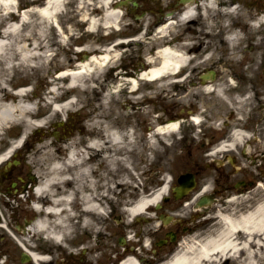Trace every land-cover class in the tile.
I'll use <instances>...</instances> for the list:
<instances>
[{
  "label": "bare ground",
  "instance_id": "bare-ground-1",
  "mask_svg": "<svg viewBox=\"0 0 264 264\" xmlns=\"http://www.w3.org/2000/svg\"><path fill=\"white\" fill-rule=\"evenodd\" d=\"M66 1L49 0L38 9L32 8L30 11L22 12L20 21L18 23H8L2 30L0 38V134L10 133L13 128L19 127V131L12 135L9 134L10 143L15 145L12 147V152L15 156L18 155V152H22V157L25 158L24 165L29 169H33L31 176L39 181L33 191L37 199L33 205V211L38 213L37 211L41 209V205H46L42 208L45 213H38L37 218L24 229L25 238L17 240V244L22 247H24L25 242L28 243L29 237L34 236L43 237L46 242L54 245L63 244L64 238L70 235L71 220L77 211L80 212V224L83 233L86 228L94 227L98 219H103L104 208L100 202L104 197V193L95 194L94 189L97 180L94 176L99 174L100 171L95 170L91 159L94 155L100 159H106L108 169L116 172L119 162L131 168L130 156L136 150L133 145V126L119 124L118 114L116 115V110L110 106V113L116 115L113 126L103 127V132L100 131L99 136L93 130L88 129L84 132V135H88L87 144L86 137L80 141L71 142L67 148L66 156L59 154L57 149L54 150L52 148L55 146L54 144L50 145L43 142V140H41L40 145H35L30 150L26 148L23 153L25 143H19L21 140L25 142L30 138L28 131L35 127L42 128L48 121L46 119L33 120L35 109L32 106V97L28 95L27 91L17 94L7 91L6 76L11 71L15 70L17 72L18 81H20L22 78H30V72L35 69L36 71L46 72L51 78L54 77L52 81H56L55 79L67 80L68 89L80 88L82 91H86L87 79L97 76V74L101 76V72L105 70L113 72L118 69L115 64L119 59V52L112 46L101 49V52L97 51L99 55L92 54L89 58L82 56L86 54V46L77 48L76 52L78 54L70 52L69 48L66 50L62 48L65 53L63 58L60 57L54 63L50 62L52 43L47 40L48 31L53 27L57 28L61 33V35L59 34L61 39L57 41L58 43H64L68 38V33L63 34L64 31L60 26V22L65 21L63 14L65 13ZM123 1L126 0H86V2L79 4L78 9L81 10V20H86L87 30L92 32V36H102L103 34L110 36L114 34L115 30L117 32L126 31L121 28V23L127 22L125 19L128 17L129 9L128 7L124 9L126 14L122 11L119 2ZM150 1L156 2L157 0ZM164 1L165 3L169 2V0ZM237 1L239 0H223L221 2L220 0H187L183 2L179 21L196 23L198 21L197 17H199L204 25L198 28L191 27V33L224 35L232 43L239 33L235 25L224 23V26L220 29L214 30L212 24L215 15L223 16L225 18L223 21L227 20L229 15L232 14L244 19L242 10L236 9L234 5ZM15 2L16 0H0V20L9 15V11L15 8ZM31 15L35 18H31ZM166 19L168 20L166 25L161 23L150 31H143V34H138V38L172 35L173 20L169 16ZM162 20L163 18H160L157 21L154 20V22L158 23ZM133 29L136 30L133 33L137 34L138 27ZM91 52L95 53L96 50ZM66 54L68 57H66ZM72 55L76 57H72ZM210 58L211 56L206 57V59ZM76 61L78 62L76 63ZM196 61L197 57L188 52L182 43L160 46L146 57L147 69L145 71H127L124 73L120 70L113 77L118 80L117 90L122 86H128L130 94H132L134 91L148 88V84H158L165 81L168 85H172L174 83L172 78L176 75L174 73L179 69L187 70L189 67H193ZM191 63L192 65H190ZM72 66H74L72 70L65 71L67 67ZM195 67L196 64L192 69L193 72ZM52 71H57L53 74L56 78L52 75ZM127 75L130 78L127 79ZM204 75H208V73ZM202 83L208 93H215L221 98H226L222 94V85H216L213 88L210 81L203 80ZM59 89L60 86L57 83L51 86V91L49 90L48 93L50 100L47 101L49 104L59 102ZM192 92L190 90L187 97ZM142 96L141 98L139 96L135 97L134 101L129 98L128 103L133 107L131 109H138L146 103L145 101L151 99L146 93ZM105 99L108 100L109 96L106 95ZM73 102V100H69L63 105L55 104L53 113L64 112L74 104ZM119 116L122 117L124 122L133 124L132 118L134 115L132 112L119 114ZM193 121L198 123L199 118L195 117ZM177 128L178 125L173 122L168 125H158L155 132L164 136L174 133ZM153 134L148 138L149 146L155 144ZM247 138L246 133L240 130H232L228 143L219 144L216 151L236 149ZM3 140L1 138L0 143ZM124 140L130 142L128 144L130 151L123 149ZM5 143H7V146H11V144L6 140L0 144V168L5 167L6 170L8 167H6L7 161L11 157L7 160L9 157L8 151H1L6 148ZM119 154H124V159L118 160L116 156ZM11 166L12 164H10V168ZM123 180L115 182L112 180V183L115 187H118L120 184L125 183ZM167 190L168 181L166 179L159 189L148 196H141L132 205L125 208L124 212L127 217L125 223L131 218L144 213L149 207L158 202ZM114 191L115 188H111L105 193L111 194ZM206 191H208V186H204L200 193ZM76 195L80 196L82 202H80L77 209L74 204ZM246 210L238 212V210L231 207L228 208V213L216 210L214 215L218 227L216 234L207 236L201 241L183 244L171 261L162 264H227L229 260L235 263L238 260L237 264H264V191L256 206ZM29 253L32 256V264H37L40 258L34 252ZM126 263L132 264L133 261L127 259Z\"/></svg>",
  "mask_w": 264,
  "mask_h": 264
},
{
  "label": "rangeland",
  "instance_id": "rangeland-1",
  "mask_svg": "<svg viewBox=\"0 0 264 264\" xmlns=\"http://www.w3.org/2000/svg\"><path fill=\"white\" fill-rule=\"evenodd\" d=\"M35 1V2H34ZM18 0V6H20L21 8L24 7V9H27V11H30L32 8L31 6V2L34 3H43V0ZM128 1V0H127ZM172 1L173 3L175 2V0H169ZM223 0H220V2ZM75 2V0H69V3L67 5V9L69 10V13L64 17L65 21H61L60 22V26H62V29L64 30V25H66L65 27L68 28V33L73 34V37H69V43L66 45L67 47H70V49L72 51H74L73 49L75 47L71 48V44L73 45V43H75L76 45H79V47H85L86 44L91 43L93 40H97L100 38H106V39H101V40H108L111 39L109 41V44L115 41V38L118 37V40H126V39H130V38H135L137 39L136 36H138V34H143V31H147V30H151L152 27L154 26V20L157 19V17L160 14H163L165 9H166V3L165 1L163 2V0H158L156 2H152L150 0L146 1V0H136L138 6L136 8H132L131 4L128 3L127 5H122L121 7L123 8V12L126 14L125 10L126 7H128V17H126V21L124 23H121L122 25V29H125L126 31L123 32H118L115 33L113 35L110 36H90L87 35L86 32L81 36V33H83L84 31V27L83 24L80 23V21L77 19L78 15L76 14L75 11L73 10V7L71 8L72 4ZM130 2V1H129ZM163 8L164 11L160 12L159 8ZM236 9L241 8L244 12L245 15V21L244 19H241V22L238 20L236 14H232L229 15V17L227 18V20L223 21L225 18L223 16H218L215 15V20L212 24V28L214 30L220 29L222 26H224V23L226 24H230V25H236L238 24L240 26L241 29L238 30V35L236 36L235 40L237 39V41L242 40L243 39V30L245 29V25L247 23V16H246V12L243 8V4H241L240 6L238 5V3H236ZM66 10V8H65ZM67 11V10H66ZM146 11V12H145ZM160 12V13H159ZM135 15H142L140 17V19L135 20L134 16ZM242 14V16H244ZM7 17V16H6ZM1 18L0 20V35L2 34L1 32V28L4 27V25L10 21V20H15L17 19V17L13 16V15H9V18ZM80 17V14H79ZM31 18H35V16L31 15ZM62 18V17H61ZM60 18V19H61ZM199 17H197L198 19ZM154 23V24H153ZM204 22L202 21H197L196 25H192V23H189V21L187 22L186 27L183 28H190L192 30L191 27H200ZM125 24V26H123ZM138 24V25H137ZM151 24V25H150ZM182 24V23H181ZM137 25V26H136ZM150 25V26H149ZM175 23H174V28H173V35H179L180 33H183L182 28H175ZM206 25V24H205ZM138 27V33L137 35L135 33H133L134 30L133 28ZM150 27V28H149ZM149 32V31H148ZM191 34L190 32H188V35ZM197 35H202L201 33H198ZM208 36H212V37H216L217 35H208ZM219 38L223 37L224 39L225 36H217ZM85 38H86V44H85ZM161 37L159 36H149V37H142L141 39L144 40L143 46L141 48H139L138 46H133V48L130 50L132 56H134L133 54L136 52V54H138L140 51H142V53L140 54L141 60L143 62H145V60L143 58L148 57L149 55V48L151 47V45H156L158 46V43H161L160 39ZM47 40L52 43L51 44V48H50V52L51 55L53 56L54 54H58L59 57L63 58V53L61 51V47L59 44H55L56 40L54 37V30L50 29L48 31L47 34ZM138 41V40H137ZM185 41V39L183 40ZM237 41L233 44L236 45ZM107 44V43H105ZM190 44L189 42L184 43V45H188ZM55 45V46H54ZM90 45V44H89ZM87 45V46H89ZM111 47V45H108ZM220 47V45H219ZM219 47L217 49H212L210 52H208L207 54L203 53V54H198V62H203L205 61V56L208 55H212L213 59L212 60H207L205 61L206 63H202L199 65L198 69H204L205 67H215L218 64H221L219 62V57H223L225 58L226 56H230V55H238L237 58H241V62L242 61H246L247 58L249 57H253V59L256 62H259L260 60V53H255V54H249L247 52V50H244V54L243 56H240L239 53H233L228 52L227 50H218ZM124 48L127 49V47L125 46ZM139 48V49H138ZM189 51V50H187ZM119 52V51H118ZM129 51L128 50H121V53L119 52V57L120 59L116 61L117 62H121L123 59L122 58L124 55L128 54ZM194 54V53H193ZM70 55V54H69ZM51 56V57H52ZM66 57H68V55H66ZM72 57H76L75 55H72ZM59 58L57 57V59L55 61H57ZM140 60V61H141ZM55 61H53L52 63H54ZM115 61V60H114ZM125 63H127L125 61ZM197 63V61L195 62ZM118 65V64H117ZM222 65V64H221ZM241 67V65L239 66ZM192 68V67H191ZM189 68V69H191ZM29 71V69H28ZM106 71V70H105ZM101 72V76L97 74V76L91 77L87 80L86 82V91H76V90H68L67 91V84L65 81H59L58 82V86H60V89L58 90V95L62 96V99H74V104L68 109L65 110L64 112L60 113V114H53V111L50 109V105L46 100H50L48 93H49V84H50V78L49 75L46 72H42V71H36L35 69L30 72V78L25 79L22 78L20 81H18V75L17 72L15 70L11 71L7 76V87H16V84H23L25 86H27L28 88H26L27 90H30L32 87V92H29V96L32 97L31 99L33 100L32 102V106L35 109L34 111V117L33 120H38V119H46V121H48V123L46 125H44L41 129L42 132L44 129L48 130V133L44 135L41 134L40 131H37L36 127L35 128H31L28 131V134L30 136V141L29 139L26 141V146L23 149V153L25 152L26 148H28V150H30L33 146L35 145H40L41 144V140L42 138H45V140H43V142H53V138L50 137V133H51V128L52 125H54V123L56 121H58L59 119H65L67 121V119L69 118L70 114H73V112H80L77 113L79 114V119L81 121V124L83 127H86V121L82 122L83 120H85L86 118V111L89 112H93L92 117H93V121L97 122V124L99 125V128L101 127V125H111L112 121H113V115L110 113V106L113 107L116 110V115L118 116L119 122L121 124L125 125V122H123L122 117L119 116V114H127L128 112H132L133 113V122L135 124H137L136 122H138L140 126H146L148 123L150 124V126L152 127L153 124V119L151 118V120L149 119L150 116H147L145 113L146 112H142L139 111L137 112L136 109H131L133 108L131 105H128L129 100H127L128 98H132L133 101L135 100L136 96H139V98L142 97V95H144L145 93L151 97V99H153L156 103L158 101H161L162 99H164L165 97H167L168 95H172L174 97H177V95H175V92H173V90H169L170 89V85H168L165 81L159 82L158 84H148L147 86H149L148 88L145 87L144 89H142L141 91H137L136 94L133 95H129L126 93L125 90H121L119 92L118 95H112L113 93H111V89L114 88V82L116 81L115 79H110V78H106L104 77V72ZM126 71V70H125ZM39 72V73H38ZM224 73V71H223ZM55 74L52 71V75ZM13 75V76H12ZM190 75V76H188ZM193 75V73L190 72H185L184 76L186 79V82L189 81V79H192L191 76ZM110 80V82H107V80ZM184 79V80H185ZM11 80V81H10ZM23 82V83H22ZM96 82V85H95ZM184 82V83H186ZM51 83H55V82H51ZM103 83V84H102ZM116 83V82H115ZM89 85V86H88ZM112 85V86H111ZM153 85H157L156 87H154ZM30 86V87H29ZM98 86H100L98 88ZM104 86L105 88H103V90L105 91V93H107V95H109V99L113 100L114 98H118L119 99V104L117 106H113L110 102L109 99L106 100L104 95L105 93L100 97L97 98L95 100V96L93 95V91L98 89H101V87ZM264 86V84H263ZM223 93L225 94V92L228 93H233L234 88H237V86H232V85H223ZM257 88H262V84H257L256 85ZM201 89L198 88L197 91L199 92ZM9 92V91H8ZM71 93L70 97H65V95L67 93ZM153 92L155 93V95L153 94ZM249 94V99L246 100V96L244 98H237L238 101L236 102V104H233V107L236 108L237 110L244 109L246 112L241 111L239 113H237V117L238 120L233 122L234 125V129H241L244 132H246L247 134H249L250 139L247 140V143L244 145L245 142H243V145L248 153V155H250L252 157V159H256L257 164H254V162L251 160L245 161V159H240L239 163L236 166H240L241 162H242V166L246 167V169H243L244 173L238 172L235 175L232 176L233 180H237L239 178L242 177H247L248 174H250V177H252L251 179H253L254 184L251 187V189L247 190L246 192L243 193L244 197H246L247 195V199L251 198L250 202L253 201V198L255 200H259L262 198L263 196V191H264V165L262 163L263 159H264V128L258 127L257 129L255 127H251L248 129H244L240 127V124L244 127H246L245 123L248 121V119L246 118V114H248L250 108L255 104V102L252 100L253 96V92L248 91ZM215 95V94H214ZM201 98L203 99L204 103L206 105L209 106L210 108V113L212 116L216 115L215 111L221 114H226L227 111L230 110L231 105H227L225 104L226 101H228L229 97L225 98H221L219 96L216 95V98L213 95H206L201 91ZM102 99L101 101H98ZM246 100V101H245ZM37 102H42V104H38ZM211 101V102H210ZM225 101V102H224ZM104 102V103H103ZM227 103V102H226ZM121 104V105H120ZM157 104H161V102H158ZM40 106H42V108H40ZM143 106V105H142ZM141 106V107H142ZM150 111V106L148 107ZM156 111H160L161 109L159 107L154 108ZM257 109V108H256ZM69 111V112H67ZM259 112V111H257ZM257 112H252L251 116H253L252 118L254 120H261V116L259 113ZM52 114V116H50ZM228 115V114H227ZM155 116L160 117L161 114L160 112H157L155 114ZM224 117V116H222ZM157 117H155L156 119ZM250 120L252 121V119L250 118ZM206 125V122L203 121ZM144 128H142L141 130H143ZM16 131H19V127H15L13 128L10 133H6V134H1L0 139H4L3 141H7L9 144L11 142V138L9 137V134L12 135L13 133H15ZM141 133V139L144 140V143H146L145 141V137L143 131H139ZM139 136L138 132H134V142H136L137 137ZM179 134L176 133L173 136V133L170 135H166V136H162L161 139L159 138H155V146L154 147H149L148 151L146 153V155L148 156L147 159L144 161L145 162H137L136 157L134 158V163L132 164V169L131 170H135L137 169L138 171L136 172V175L138 176V178L140 179V185H138L136 182V179L134 178V176L131 174V171H129L126 166L124 164H119L117 167L116 172L114 173L111 170H109L107 167H105L106 163V159H100L99 157H96L94 155L93 159H91L92 163H93V167L95 168V170H98V167L100 166V174L99 176H96L95 179L98 181V185H95V194H101L103 192L102 187L105 185H108V183L113 180L115 181H120L121 179H124L123 181L125 182L123 184L122 187H119L116 191L118 192L115 196L110 197L111 202L109 203H103L105 202L104 200H101V204L103 205L104 208V214H103V220H99L96 221L97 223L95 224V226L93 227H88L86 228V230L84 231L83 234H76L78 231H73L69 237H66L65 239H67L68 243L70 244L69 247L71 250H74L75 252L78 250V253H80V249H84L83 247H88V248H92L98 249L97 243H96V239L99 238V233L100 230L102 228V230H104L105 227H109L108 222L114 227L115 223V216L117 214H121L124 213V218H126V214L123 209L125 208V203L123 202V206H119V202L117 201L119 198L124 196V201L127 202H131L133 200V198H131V201H129L130 197L132 196H139L140 194H144L147 191L153 189L156 190L158 187H160L165 179H169L171 184V179L172 177H176L178 176L181 172L184 171H188L191 167H192V163L190 162V159L188 156H184L182 155L180 151H178L180 148L179 146ZM162 140L165 142L163 143ZM3 141L1 143H3ZM196 144H190L189 146L184 145V147L186 149H192L194 150V153H200L201 149V142H197L196 140L194 141ZM0 143V144H1ZM130 142H127L126 140L123 141V149L125 151L129 150L128 149V144ZM8 144V145H9ZM6 147L7 143H5ZM4 145V146H5ZM62 146V145H60ZM138 147V146H136ZM178 147V148H177ZM175 148H177L175 150ZM198 149V150H195ZM135 151H138V153L140 152V148H137ZM142 152H144V149H142ZM218 153V152H217ZM237 153V152H236ZM216 154V153H215ZM30 157V156H29ZM27 157V158H29ZM87 158V155H86ZM17 159L21 160L20 165L17 164L16 168H18L19 170H22L24 172H26L27 170L25 168H27L24 165V161L25 158L22 157V155H20L19 157H17ZM89 160V159H86ZM103 167V170H102ZM203 171L200 174V177L204 176L205 180L203 181V184L208 183L209 181L212 180L213 177H215V172L217 171V167L215 165L210 166L209 168L207 166H201ZM229 166H224V169L226 171H228ZM144 177H142L140 175V173L144 172ZM140 172V173H139ZM233 173V172H232ZM263 176V178H261ZM104 177L106 178V182L104 183ZM117 179V180H116ZM128 180V182H126ZM139 186V189H136L135 184ZM100 186V190H98L97 188ZM260 188V189H259ZM115 191L111 194H114ZM230 196V195H229ZM232 197V201H229V197L226 198V205L224 206L222 205H215L212 208V212H210L208 215L209 218L213 215V212H215V210H224L227 207H231L232 209H236V210H243L244 209V205L242 203V198H240V193H231ZM234 198V199H233ZM16 200H18L19 202H17V204H20L21 202H24V200H21L20 198H16ZM191 200L187 201L188 204L186 205V209H188L190 207L191 204L190 203ZM257 202V201H256ZM113 203L114 206H111L110 204ZM249 204V203H248ZM1 206V205H0ZM117 207V209H116ZM122 207V209H121ZM1 208V212L3 215H5L4 213L9 214V209H3ZM122 210V211H121ZM28 210L25 209V212H27ZM30 213H34V211L32 212V210H30ZM110 213H113L112 219L110 218ZM35 215L37 213H34ZM208 218V219H209ZM5 219H7V217L5 216ZM106 219V220H105ZM192 221V218L191 220ZM104 222V223H103ZM106 222V223H105ZM204 222V221H203ZM206 225L205 227L200 230L195 232L194 234H190L187 237H185L181 242L180 245L182 246L183 244H187V243H191L192 241H201L203 239H205V237L207 236H213V234L218 230L216 221L213 219L206 221ZM146 227V226H144ZM217 227V228H216ZM74 228H79L82 229L81 225L79 226H75ZM145 229V228H144ZM79 232H83V229L80 230ZM16 237L20 238L22 236L16 235ZM64 239L63 244H60L62 246H65L66 244V240ZM5 242V252H14V253H20V250L15 246V244H13L6 236H4V240L0 242L4 243ZM77 247V248H73ZM26 247L29 251L31 250H37V249H41V250H45V251H54L55 247L57 246H53L51 243L46 242L45 240H42L41 238H38L35 236L32 237L28 243L26 244ZM33 248V249H32ZM44 251V252H45ZM53 254H55L56 256L60 257L61 251H54L51 252ZM78 255H84L81 256L82 260H86V252L78 254ZM98 257V253L95 252L93 254H91L90 258H96ZM238 263V260H237ZM231 260L228 261V264H237ZM219 264V263H218Z\"/></svg>",
  "mask_w": 264,
  "mask_h": 264
},
{
  "label": "flooded vegetation",
  "instance_id": "flooded-vegetation-1",
  "mask_svg": "<svg viewBox=\"0 0 264 264\" xmlns=\"http://www.w3.org/2000/svg\"><path fill=\"white\" fill-rule=\"evenodd\" d=\"M244 2L246 4V9L248 10V29L245 39L251 44L259 43L258 48L264 50V0H244ZM255 24L258 26L257 29H255L253 26ZM184 39L190 43V45L186 46L185 48L196 52L208 51L212 48H216L218 44V38L202 36L186 37L184 35L169 36L165 40V43L181 44ZM110 40L111 39L105 41L98 40V43L104 44ZM128 47L131 48L132 44L130 43ZM129 58L131 57H128V59ZM233 71L234 73L229 71V73H226L225 76L220 78H217L216 75V78L214 79L215 84H218V82L224 83L227 81L236 82L238 84H264V61L258 65H256L254 62H251V66L246 68L245 71L240 74H238L235 70ZM258 97L264 99V86ZM184 101L185 100H182L180 103H172L170 101L167 104L165 103L164 113L166 116L164 122H174L178 125L177 129L180 132L185 133L188 131L191 134L194 132L193 129H195V127L190 126L189 115L185 111L190 109L192 113L200 114V105L198 104V98H192L190 100H186L185 102ZM262 106H264V103ZM261 109H264V107H261ZM217 117L219 116L217 115ZM220 122L224 124L223 120ZM229 125L230 122L222 125V127H218L220 132L217 135H207L206 144L208 145L204 147V144H202V152L194 153V150L192 149L182 151L181 154L188 156L190 162L192 163V167L185 172L193 173L196 178V186L191 193L179 200L174 198V194L172 192L168 193L167 199L161 202L159 209H150V211L155 212V214H153L154 217L149 216L146 218L147 220H142L140 222L141 226L145 229L139 232L136 231V234L133 235L136 236L135 239H125L121 237L125 235L126 229H117L114 232H110L109 236L102 238V241L104 242V252L99 250L101 258L95 259L93 261L89 258H86L85 264H127L126 260L129 258L131 259L132 257L135 261V264H159L171 255L172 250L176 244L179 243L181 239H183L184 235H188L204 227L203 223H199L200 220H198L197 223L195 220V223H185L191 214H188L187 217L182 214L186 205L184 202L192 199V196L197 193L199 189H201L202 180L199 183L198 175L201 172L200 166L202 165L205 158L210 157L211 163L215 161V158H213L211 153L208 152L220 144L221 141L228 139V132L232 128L229 127ZM261 125L264 127V118L260 122V126ZM240 155L242 154L240 153ZM217 156H220V163L227 162L228 160V163L231 161L237 163V160L234 157H224V153H220ZM215 181L217 182L210 193L216 199L219 197L223 198L228 193L227 190L230 183L229 176L225 171H220L216 174ZM34 183L35 181L28 178L26 175L24 177L17 178L15 186H12L11 183L8 184V180H3L2 183H0V196L3 195L5 197H12L18 192L30 193L32 191L31 187L34 186ZM173 185H177L176 178ZM246 188L247 187H244L240 190H245ZM194 200L195 198L191 200V210L196 212L197 217L199 216L197 219H201L202 217L208 215L210 206L194 209ZM154 220H158V222L156 223ZM140 223L135 220L133 223H131V225L138 226ZM152 223H156V225ZM116 236L123 240L124 247L126 248L125 251L124 247L119 248L118 245H115L114 237ZM4 249L5 246L0 244V264H10L12 262H14V264H32L31 259L26 262L23 261L22 254L7 253L4 252ZM111 252L115 253L114 258L110 257L109 253ZM87 254L90 255L88 251H86V255ZM37 256L41 258V262L37 264H75L72 257L70 255H65L64 253L60 254V257H55V254L53 253L38 254Z\"/></svg>",
  "mask_w": 264,
  "mask_h": 264
},
{
  "label": "water",
  "instance_id": "water-1",
  "mask_svg": "<svg viewBox=\"0 0 264 264\" xmlns=\"http://www.w3.org/2000/svg\"><path fill=\"white\" fill-rule=\"evenodd\" d=\"M180 1L183 2L184 0H180ZM178 182L181 184V187L178 189V192L180 195H182L190 188L192 179L189 174H186V175L180 176V178L178 179Z\"/></svg>",
  "mask_w": 264,
  "mask_h": 264
}]
</instances>
